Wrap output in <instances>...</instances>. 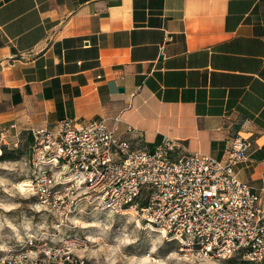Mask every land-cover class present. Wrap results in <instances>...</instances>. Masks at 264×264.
<instances>
[{"label":"crops","instance_id":"0c3cea01","mask_svg":"<svg viewBox=\"0 0 264 264\" xmlns=\"http://www.w3.org/2000/svg\"><path fill=\"white\" fill-rule=\"evenodd\" d=\"M66 120L176 158L223 160L252 137L234 169L259 190L264 0H0V140Z\"/></svg>","mask_w":264,"mask_h":264},{"label":"built area","instance_id":"2783aa9c","mask_svg":"<svg viewBox=\"0 0 264 264\" xmlns=\"http://www.w3.org/2000/svg\"><path fill=\"white\" fill-rule=\"evenodd\" d=\"M32 135L30 188L59 228L85 208L133 212L185 256L264 261V175L254 190L234 169L254 150L252 137H234L218 161L199 154L176 158L166 140L154 152L135 149L104 120H66L57 131ZM78 248L75 239L37 230L17 249L0 253V264H83Z\"/></svg>","mask_w":264,"mask_h":264},{"label":"rangeland","instance_id":"374dc122","mask_svg":"<svg viewBox=\"0 0 264 264\" xmlns=\"http://www.w3.org/2000/svg\"><path fill=\"white\" fill-rule=\"evenodd\" d=\"M27 135L0 140V253L17 249L26 234L45 230L51 235L75 239L76 256L83 264H244L240 256L228 260L200 259L181 254L176 243L147 228L136 214H113L85 208L81 217L58 218L20 185L32 178ZM60 224V223H59ZM63 223H61L62 225Z\"/></svg>","mask_w":264,"mask_h":264},{"label":"trees","instance_id":"16d2710c","mask_svg":"<svg viewBox=\"0 0 264 264\" xmlns=\"http://www.w3.org/2000/svg\"><path fill=\"white\" fill-rule=\"evenodd\" d=\"M29 140V142H31V140L30 139H28ZM4 150V152H3V154H2V156H0V160H2V161H7L8 160V157H7V152H6V149L4 148L3 149ZM244 264H255V263H249V262H247V261H244L243 262ZM258 264H264V261L262 262V263H258Z\"/></svg>","mask_w":264,"mask_h":264},{"label":"bare ground","instance_id":"6f19581e","mask_svg":"<svg viewBox=\"0 0 264 264\" xmlns=\"http://www.w3.org/2000/svg\"><path fill=\"white\" fill-rule=\"evenodd\" d=\"M19 187H20V189H21L22 191L27 190V188L30 187V181H29V180H28V181H24ZM132 213H133V212H130V213H128V214H129V215H132Z\"/></svg>","mask_w":264,"mask_h":264},{"label":"water","instance_id":"95a60500","mask_svg":"<svg viewBox=\"0 0 264 264\" xmlns=\"http://www.w3.org/2000/svg\"><path fill=\"white\" fill-rule=\"evenodd\" d=\"M122 91V90H121ZM123 92V91H122Z\"/></svg>","mask_w":264,"mask_h":264}]
</instances>
